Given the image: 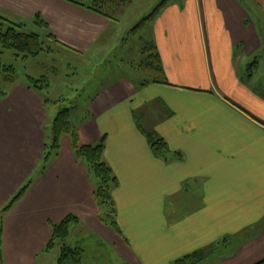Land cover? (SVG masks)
<instances>
[{"label": "crops", "instance_id": "1", "mask_svg": "<svg viewBox=\"0 0 264 264\" xmlns=\"http://www.w3.org/2000/svg\"><path fill=\"white\" fill-rule=\"evenodd\" d=\"M37 16L58 48L81 58L109 49L116 35V22L69 0H0V24L44 37ZM149 28L144 39L166 83L136 73L99 88L77 122L71 112L82 145L104 141L117 230L100 222L96 188L68 137L40 174L56 116L24 80L6 87L0 212L33 184L0 216V264H38L51 226L71 216L63 244L84 249L85 264H176L226 239L200 264H264V0H168Z\"/></svg>", "mask_w": 264, "mask_h": 264}, {"label": "rangeland", "instance_id": "2", "mask_svg": "<svg viewBox=\"0 0 264 264\" xmlns=\"http://www.w3.org/2000/svg\"><path fill=\"white\" fill-rule=\"evenodd\" d=\"M74 1L86 2V0ZM166 1L168 2V0H140L135 3L127 2L126 7L123 6L120 9H117L115 15L117 26L115 28L116 35L113 38L114 41L111 42L109 49H103L99 55H91L84 58L70 55L68 52H65L56 46L54 40L49 36L50 34L47 29L38 26V30L45 34L44 37H42L45 51L41 55L37 58L24 59L22 56L17 57L14 51H0V61L2 65L11 66L15 69L16 82L17 80H24L26 82L27 77H32L36 80H44V82L49 85V89L45 91V94L48 95L51 100V103H48L47 105L52 115L56 116L62 106L63 108H68L70 107L69 103L71 101L75 102L76 104L73 105L75 106V109L73 110L74 112H71H73V122H77L75 121V118L78 116H84L83 113H86L91 103V98L99 88H103L111 82L125 77L135 79L136 73H143L138 62L141 59L143 42H146L144 38H147L148 34H150L148 33L147 28L150 29L149 27L152 20L147 21V19L153 15L155 9L161 3ZM1 25L2 23L0 26ZM2 26V30L5 31L7 25ZM28 32L34 31L29 29ZM45 37L47 39H45ZM262 70H264V62L261 64V71ZM146 80L148 79L146 78ZM11 86L12 85L4 84L5 88H10ZM51 123L48 124L49 128H51ZM75 127L77 128V126ZM48 132L50 133L49 138H51V129H49ZM65 137L68 136H63L60 142V154L62 140ZM70 145L75 159L78 163L85 166V164L77 158L71 140ZM80 145L82 144L80 143ZM58 158H56L51 165H53ZM85 168L88 174H90L88 168L86 166ZM92 184L96 188V184L93 182ZM14 207H12L7 214H9ZM103 211L104 217L99 218L100 222L110 228L109 224L111 219L113 220V215L111 213L112 217L108 216L109 212L106 208H103ZM7 214L3 217L7 216ZM1 215L0 212V216ZM51 229L53 232V225L51 226ZM53 238L54 234L51 241ZM68 244H71L70 240ZM223 245V247H225L227 243ZM63 246V243L58 240L50 251L47 250V246L45 250L49 253L45 254L38 264H57ZM90 249L92 252L95 251L91 247Z\"/></svg>", "mask_w": 264, "mask_h": 264}, {"label": "trees", "instance_id": "3", "mask_svg": "<svg viewBox=\"0 0 264 264\" xmlns=\"http://www.w3.org/2000/svg\"><path fill=\"white\" fill-rule=\"evenodd\" d=\"M81 7H84L102 17L109 19L112 22H116V10L121 7H126L127 2H133V0H86V2H78L69 0ZM167 4V1L161 3L154 11L153 15L147 19V21L154 20L159 12ZM6 25V21H3ZM0 26V51H14L17 57L22 56L24 59L37 58L41 55L45 49L43 47L42 37L36 33H26L23 30L22 25L8 24L5 31L2 30L3 26ZM35 25L44 27L47 29V24L37 16L35 19ZM51 38L52 36L49 35ZM46 39V38H45ZM143 54L145 56L144 61L140 64V68L146 78L152 82L166 83V77L161 65L159 56L155 53V47L150 42H143ZM16 83V72L11 66L2 65L0 61V99L7 96L6 85H14ZM26 87L30 90H34L41 94L44 98L45 104L51 103L48 95L45 91L49 89L44 80H36L32 77H27ZM75 102H70L68 108L61 107L56 117L51 123L52 137L48 139V142L44 147V154L42 158V164L40 174L50 167L51 163L59 157L60 154V142L63 136H68L71 140L72 147L76 153L77 158L81 160L89 170V175L93 183L96 184V198L100 202L103 208H106L109 212V216L112 217L116 214L115 204L112 199L111 193L114 187L117 185V179L112 174L111 169L103 162L102 157L105 149L104 141L97 145H80L79 131L75 125L71 122V111L75 109ZM154 150L163 154L166 152V144L155 135H149ZM33 180H30L24 185L18 193L11 199V201L2 209L1 216L3 218L12 207H14L19 201L22 200L29 188L32 186ZM112 213V215H111ZM102 218V217H101ZM76 220L75 217H68L60 224L53 225L54 238L48 245L47 250L50 251L55 246L56 241L62 243L68 238L70 234V227L72 222ZM103 221V219H102ZM110 227L117 230V225L114 219L110 221ZM3 238V220L0 222V263L1 262V246ZM229 242V239L219 243L217 247L204 250L194 254L176 264H200L209 257L217 254L219 248L224 246L223 244ZM63 249L58 259V264H85V253L82 248H73L66 244H63Z\"/></svg>", "mask_w": 264, "mask_h": 264}]
</instances>
